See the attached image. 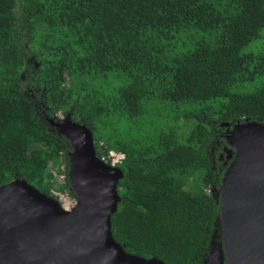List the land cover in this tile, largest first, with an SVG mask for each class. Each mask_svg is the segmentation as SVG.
Instances as JSON below:
<instances>
[{
    "label": "trees",
    "instance_id": "obj_1",
    "mask_svg": "<svg viewBox=\"0 0 264 264\" xmlns=\"http://www.w3.org/2000/svg\"><path fill=\"white\" fill-rule=\"evenodd\" d=\"M40 29L48 34L43 42ZM263 29L264 0H0V185L21 178L55 197L42 158L61 157L74 195L68 177L73 147L42 113L50 118L61 109L93 123L83 103L90 89L59 85L75 71H116L127 80L116 99L105 94L106 107H95L99 114L114 109L136 117L152 100L195 107L184 114L193 123L185 144L172 133L147 146L115 139L129 166L118 181L112 236L131 254L203 264L216 232L221 240L219 197L206 189H219L232 160L227 150L234 155L221 123L229 129L237 121L264 123V84L234 89L262 72L251 68L259 56L242 50ZM69 53L86 70L68 61ZM59 91L66 96L57 98ZM31 143L53 148H38L37 158ZM173 168L181 176L201 171L202 188L175 189Z\"/></svg>",
    "mask_w": 264,
    "mask_h": 264
},
{
    "label": "water",
    "instance_id": "obj_2",
    "mask_svg": "<svg viewBox=\"0 0 264 264\" xmlns=\"http://www.w3.org/2000/svg\"><path fill=\"white\" fill-rule=\"evenodd\" d=\"M73 147L69 153V183L78 198L71 210L25 179L0 185V264H168L157 258L128 253L112 236L111 214L120 201V168L96 154L89 129L69 116L53 122ZM225 126L234 147L227 170L239 147L246 151L230 178V190L219 193L220 247L223 241V201L228 212L235 264H264V123L235 122ZM242 148V147H241ZM211 244V243H210Z\"/></svg>",
    "mask_w": 264,
    "mask_h": 264
},
{
    "label": "rangeland",
    "instance_id": "obj_3",
    "mask_svg": "<svg viewBox=\"0 0 264 264\" xmlns=\"http://www.w3.org/2000/svg\"><path fill=\"white\" fill-rule=\"evenodd\" d=\"M40 30L42 35L39 38L43 42V38L48 34H46V30ZM37 46L40 47V44ZM49 46L50 42H47L43 47ZM242 51L252 52L256 56H259V59L257 58L254 60L251 68L256 64L259 70L262 71L259 75L254 76L252 80H247L245 82L238 81L234 85L236 91L249 92L258 89L264 84V29L261 32V36L251 41ZM78 59L79 56H74L72 53H69L67 56V60L70 62L73 61L77 69L80 68L77 67ZM79 70L86 69L80 68ZM125 80L127 79L124 76L119 75L116 71H110L107 73L75 71L74 75L67 77V81L59 85L61 88L70 90L75 86H78L77 84H82L90 89L92 96L88 100H85L82 94H80L79 97H82L84 101V114H88V112L94 114L92 116L93 123L89 124L79 122L78 120H71L75 123L82 124L89 129L95 152L99 150L103 153L99 158L105 164L120 168L121 170L122 168L127 169L129 165L125 160L126 153L117 150L114 147L115 139L121 140L123 143L127 144L137 143L138 146H147L150 143L156 144L161 134L172 133L181 144H185V139L189 134L193 123L188 121L184 114L195 107L190 104H182L176 107L175 105H169L158 100H152L146 103L145 111L136 117L122 115V113H119L114 109L109 112L103 110L100 114L97 113L95 109L96 106L102 104L106 107L105 94H109L112 97V100L116 99L118 92L117 88ZM55 95L57 98H63L66 96L65 93L61 91L56 92ZM72 97L75 98L76 94H73ZM69 114V112L65 114L59 109L56 111L54 117L45 118L47 117L45 112L42 113V116L46 123H49L50 127L56 128L53 122H61L66 119L67 116L70 117ZM29 148L30 150L35 151V156L37 158H40L42 152L38 151V148L41 150H49L52 149L53 146L47 148L40 143H31ZM228 155L229 153L227 154V158H229ZM42 163L45 166L44 180L50 183V191L55 196L54 199L57 200L62 207L66 206L70 209L75 207L78 198L75 193L74 195L69 194V190L65 186V161L61 157H43ZM172 174L176 176L177 179L174 185L175 189L183 188L198 192L202 188V172L199 170L181 176L179 170L173 168ZM206 191L211 192L215 197H219L218 190H215L214 188L210 190L206 189ZM219 242L220 240L216 232L210 244L209 254L203 264H225Z\"/></svg>",
    "mask_w": 264,
    "mask_h": 264
},
{
    "label": "bare ground",
    "instance_id": "obj_4",
    "mask_svg": "<svg viewBox=\"0 0 264 264\" xmlns=\"http://www.w3.org/2000/svg\"><path fill=\"white\" fill-rule=\"evenodd\" d=\"M242 147V148H241ZM239 147V152L238 155L236 157V159L233 161L231 167L227 170L225 177L223 179V184L222 187L220 188V190L222 189V194L224 195V198L226 196V193L230 190V178L232 176V173L234 172V170L236 169V167L238 166L239 162L241 161L243 155L245 154L246 148L245 146H241ZM219 191V189H218ZM219 192V193H221ZM77 198L81 199L83 198L82 196H78ZM84 200H80V202H82ZM223 214H222V219H223V228H222V236H223V241H224V248H225V254L226 255V259H227V264H235L234 263V259H233V254H232V240H231V235H230V230H229V218H228V212L227 209H225V199L223 201ZM65 208L67 210H71L70 208L66 207Z\"/></svg>",
    "mask_w": 264,
    "mask_h": 264
}]
</instances>
